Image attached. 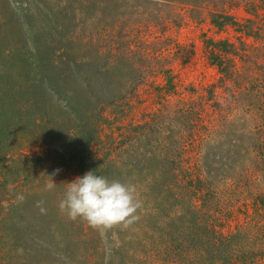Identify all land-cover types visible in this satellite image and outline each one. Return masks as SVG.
<instances>
[{"label": "rangeland", "instance_id": "1", "mask_svg": "<svg viewBox=\"0 0 264 264\" xmlns=\"http://www.w3.org/2000/svg\"><path fill=\"white\" fill-rule=\"evenodd\" d=\"M88 171L140 219L61 213ZM0 264H264V0H0Z\"/></svg>", "mask_w": 264, "mask_h": 264}, {"label": "clouds", "instance_id": "2", "mask_svg": "<svg viewBox=\"0 0 264 264\" xmlns=\"http://www.w3.org/2000/svg\"><path fill=\"white\" fill-rule=\"evenodd\" d=\"M56 185L50 177L46 189L52 190ZM17 198L23 200L22 196ZM39 203L43 204L42 201ZM143 206L135 184L110 180L94 171H88L82 177L67 183L64 197L58 205L61 213L66 214L70 220L79 219L102 232L114 228H128L136 223L140 219Z\"/></svg>", "mask_w": 264, "mask_h": 264}]
</instances>
